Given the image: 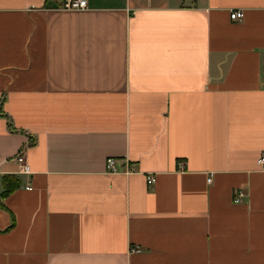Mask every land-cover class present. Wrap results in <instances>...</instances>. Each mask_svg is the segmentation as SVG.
I'll use <instances>...</instances> for the list:
<instances>
[{
	"label": "crops",
	"instance_id": "crops-1",
	"mask_svg": "<svg viewBox=\"0 0 264 264\" xmlns=\"http://www.w3.org/2000/svg\"><path fill=\"white\" fill-rule=\"evenodd\" d=\"M57 4L0 0V264H264V0Z\"/></svg>",
	"mask_w": 264,
	"mask_h": 264
},
{
	"label": "built area",
	"instance_id": "built-area-1",
	"mask_svg": "<svg viewBox=\"0 0 264 264\" xmlns=\"http://www.w3.org/2000/svg\"><path fill=\"white\" fill-rule=\"evenodd\" d=\"M57 7L63 9H80L86 7V0H59V4ZM229 17L231 19H240L242 17L241 9H230ZM16 161L19 162L20 171L29 172L28 164L25 162L23 155L19 153L15 157ZM127 160L124 158H115L112 156H108L105 158L104 165L105 170L107 172H122L129 173L134 171L135 169L131 164L126 162ZM257 163L264 167V152H262L258 158L256 159ZM209 179V178H208ZM154 180V175L151 172L145 173V181L147 184H151ZM245 195L244 189L242 187H236L232 190V201L237 202L240 201ZM131 251H139L138 247H131Z\"/></svg>",
	"mask_w": 264,
	"mask_h": 264
},
{
	"label": "trees",
	"instance_id": "trees-1",
	"mask_svg": "<svg viewBox=\"0 0 264 264\" xmlns=\"http://www.w3.org/2000/svg\"><path fill=\"white\" fill-rule=\"evenodd\" d=\"M18 185V180L11 174L1 176L0 197L11 191Z\"/></svg>",
	"mask_w": 264,
	"mask_h": 264
}]
</instances>
